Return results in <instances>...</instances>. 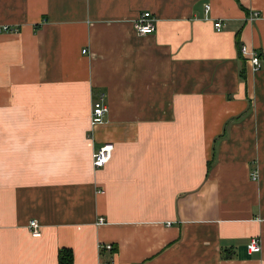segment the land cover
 I'll list each match as a JSON object with an SVG mask.
<instances>
[{
    "label": "crops",
    "instance_id": "0c3cea01",
    "mask_svg": "<svg viewBox=\"0 0 264 264\" xmlns=\"http://www.w3.org/2000/svg\"><path fill=\"white\" fill-rule=\"evenodd\" d=\"M0 25V264H264V0H0Z\"/></svg>",
    "mask_w": 264,
    "mask_h": 264
},
{
    "label": "built area",
    "instance_id": "2783aa9c",
    "mask_svg": "<svg viewBox=\"0 0 264 264\" xmlns=\"http://www.w3.org/2000/svg\"><path fill=\"white\" fill-rule=\"evenodd\" d=\"M211 10V6L208 4L205 7L206 14L208 15ZM260 18L259 13H253L249 16L250 22H255ZM216 29H221L223 23L219 20L214 24ZM134 29L139 36H147L155 33L157 31V19L156 17L146 11L142 13L135 21H134ZM19 32L18 28H14L10 25H0V34H13ZM86 53V50L83 51ZM241 54L248 60V62L252 65L254 70L261 69V59L257 52L251 51L247 46H243L241 48ZM109 113V106L106 105L101 99L100 101L94 102L91 110V126L95 128L98 125H101L106 122V117ZM115 150V146L113 144H104L95 150L93 154V167L95 170H100L106 167L113 158V153ZM105 223V219L103 217H99L97 220V225H102ZM29 230L31 235L35 238L41 237V227L37 220H31L29 223ZM99 249L101 251H110L114 252L113 245L100 243ZM248 253L250 255L260 253L262 251L261 241L257 238H253L247 246Z\"/></svg>",
    "mask_w": 264,
    "mask_h": 264
},
{
    "label": "trees",
    "instance_id": "16d2710c",
    "mask_svg": "<svg viewBox=\"0 0 264 264\" xmlns=\"http://www.w3.org/2000/svg\"><path fill=\"white\" fill-rule=\"evenodd\" d=\"M73 262V257L71 252H67V254L64 255V257L60 258L61 264H71Z\"/></svg>",
    "mask_w": 264,
    "mask_h": 264
},
{
    "label": "rangeland",
    "instance_id": "374dc122",
    "mask_svg": "<svg viewBox=\"0 0 264 264\" xmlns=\"http://www.w3.org/2000/svg\"><path fill=\"white\" fill-rule=\"evenodd\" d=\"M11 26V25H10ZM15 28V27H14Z\"/></svg>",
    "mask_w": 264,
    "mask_h": 264
}]
</instances>
